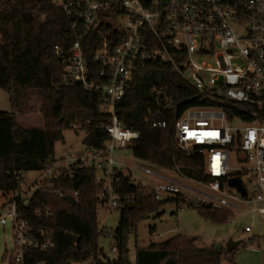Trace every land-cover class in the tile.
<instances>
[{
  "label": "built area",
  "instance_id": "built-area-1",
  "mask_svg": "<svg viewBox=\"0 0 264 264\" xmlns=\"http://www.w3.org/2000/svg\"><path fill=\"white\" fill-rule=\"evenodd\" d=\"M50 1L79 32L69 55L54 48L56 59L63 64L65 82L100 96L98 109L107 118L98 128L109 140L103 150L83 147L55 158L37 171L39 176L28 189L23 187L25 174H20L17 200L7 205V214L0 219L5 226L9 217L13 226L15 251L8 260L26 264L27 250L55 247L53 232L22 219L16 207L18 201L27 206L31 195L41 190L48 191L51 202L67 201L68 196L77 201L78 192L67 195L50 188L49 181L63 175L95 170L100 207L109 211L119 210L123 199H128L115 191L119 172L129 183L148 189L158 201L182 195V185L175 177L184 176L178 167L150 164L159 171L142 165L131 169L113 157L115 150L131 148L139 138L138 132L123 126L116 105L124 99L135 73L151 63L173 69L202 104L185 107L187 100L178 102L169 86L154 85L145 123L165 130L171 122L176 146L203 158L211 181H191L221 196L204 194V204L233 215L242 209L240 204H259L256 211L264 221V0ZM92 33L98 44L93 58L100 67L97 73L89 71L83 54V41ZM79 129L78 123L72 125V130ZM232 178L240 180L244 195L230 187ZM183 199L190 200L185 195ZM51 216L50 208L33 213L34 219ZM244 232L251 229L246 227ZM112 251L116 253L115 248Z\"/></svg>",
  "mask_w": 264,
  "mask_h": 264
},
{
  "label": "trees",
  "instance_id": "trees-1",
  "mask_svg": "<svg viewBox=\"0 0 264 264\" xmlns=\"http://www.w3.org/2000/svg\"><path fill=\"white\" fill-rule=\"evenodd\" d=\"M78 35L64 11L55 8L50 0H0V89L8 94L15 111H0V192L4 196L12 195L8 203L17 200L20 174L40 171L54 162L56 143H65L64 133L72 130L75 123L86 133L82 140L84 147L103 150L109 140L98 128L107 118L98 109L100 96L81 85L66 83L63 64L54 55L56 46L69 55ZM97 48L95 35L89 34L83 41V54L89 71L96 73L100 69L93 60ZM154 85L169 86L178 102L187 100L185 107L202 104L193 88L173 69L151 63L138 70L124 99L116 105L123 126L139 133L131 147L134 158L165 169L178 167L187 179L210 182L203 158L176 146L171 122L165 130L152 129L145 123L150 89ZM32 96L41 101L42 128L25 127L17 118V114L28 108ZM95 177V170L83 169L49 181L50 188L67 195L78 192L75 204L65 200L51 202L45 190L33 193L27 206L17 202L16 209L23 215L22 219L53 232L56 244L48 251L27 250L26 264L105 261L98 241L107 233L98 221L100 187L95 184ZM119 177L115 191L128 199H123L119 224L111 235L117 258L106 260L109 264H125L129 235L137 232L139 223L151 215L160 216V209L169 203L177 204L178 209L185 204L193 206L203 219L216 223H225L233 217L228 211L196 205L181 196L158 201L148 189L129 183L122 172ZM45 208L52 211L49 219L33 218L35 211ZM68 234L80 240L74 243ZM196 241L176 235L147 249L136 245L135 264H221L222 258L228 257L223 249L199 248ZM233 253L229 255L232 257ZM8 264L13 263L8 260Z\"/></svg>",
  "mask_w": 264,
  "mask_h": 264
},
{
  "label": "rangeland",
  "instance_id": "rangeland-1",
  "mask_svg": "<svg viewBox=\"0 0 264 264\" xmlns=\"http://www.w3.org/2000/svg\"><path fill=\"white\" fill-rule=\"evenodd\" d=\"M41 101L38 97L32 96L28 101V108L22 114H17L18 121L28 128H42L43 118L40 114ZM0 111L15 112L10 103L8 94L0 89ZM85 131L69 130L65 131V143H56V158L65 156L68 153H74L83 149L82 140L85 137ZM113 157L121 165H126L134 169L138 165L146 166L153 171H159L158 168L140 162L134 158L132 149L128 147L125 150H115ZM232 167L236 166L233 155L230 157ZM127 173L126 167L123 168ZM37 171H29L24 175L23 187L30 188L38 177ZM140 177V175H139ZM180 184L181 194L183 198L187 196L194 204L203 205L206 201L204 194L221 197L219 194L213 193L210 189L194 183L193 181L176 176ZM244 183L246 178L243 177ZM146 181V180H144ZM192 187L202 193L192 192L185 188ZM31 193L29 192L28 195ZM12 195L4 196L0 192V219L7 214L8 201ZM208 205V204H206ZM240 211L234 212L232 220L225 223H216L203 219L193 206L185 204L178 209L177 204L169 203L160 209V216L151 215L150 218L142 221L138 225L137 232L131 233L128 237L127 246L129 249L128 259L135 264L136 245L141 249H147L151 244L162 243L176 235H182L188 238H196V245L199 248H206L221 244L223 250L225 244L232 239L233 241H241V244L235 249L232 257L227 253L228 257H223L221 264H264V221L256 211L259 204H240ZM7 224L0 225V264H8V256L15 251L14 232L12 221L6 216ZM120 220V210L109 211L106 207H98V221L100 227L106 229V236L100 237L98 246L102 250L106 260L114 261L117 253L113 252L114 242L111 235L116 230ZM246 227L251 229L250 233H245ZM232 260V261H231ZM104 261V260H103ZM92 261H86L79 264H90Z\"/></svg>",
  "mask_w": 264,
  "mask_h": 264
},
{
  "label": "water",
  "instance_id": "water-1",
  "mask_svg": "<svg viewBox=\"0 0 264 264\" xmlns=\"http://www.w3.org/2000/svg\"><path fill=\"white\" fill-rule=\"evenodd\" d=\"M229 185L230 187H233V188H236L242 195L245 194V190L244 188L242 187L241 183H240V180L238 178H232L229 180ZM66 200L71 203V204H75V200L68 196L66 197ZM207 207L209 208L210 205H207ZM68 238L70 240H72L74 243H77L80 238L76 235H73V234H68ZM241 244V241H233L232 239H229V241L225 244L224 246V249L227 253H231L233 252L235 249H237V247ZM215 249L216 250H222L223 249V246L221 244H218L215 246ZM98 264H109L108 262L106 261H101L99 262ZM125 264H132L131 261L127 258L125 259Z\"/></svg>",
  "mask_w": 264,
  "mask_h": 264
}]
</instances>
